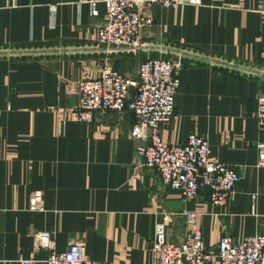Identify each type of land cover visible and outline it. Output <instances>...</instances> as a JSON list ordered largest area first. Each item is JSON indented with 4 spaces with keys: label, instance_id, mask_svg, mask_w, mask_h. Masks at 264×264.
Here are the masks:
<instances>
[{
    "label": "crops",
    "instance_id": "1",
    "mask_svg": "<svg viewBox=\"0 0 264 264\" xmlns=\"http://www.w3.org/2000/svg\"><path fill=\"white\" fill-rule=\"evenodd\" d=\"M0 0V264H43L37 234L56 251L85 245L98 264H154L163 226L169 241L196 212L205 244L264 234V167L256 145L264 95V0H178L138 8L154 17L138 47L111 51L98 43L104 0ZM55 10V12H53ZM183 55L175 117L162 132L170 144L205 136L212 157L236 167L240 180L226 205L204 189L187 199L144 165L130 130L134 115L100 111L75 120L70 88L106 66L137 76L147 56ZM233 61L235 66L227 67ZM212 264H219L215 260Z\"/></svg>",
    "mask_w": 264,
    "mask_h": 264
},
{
    "label": "built area",
    "instance_id": "2",
    "mask_svg": "<svg viewBox=\"0 0 264 264\" xmlns=\"http://www.w3.org/2000/svg\"><path fill=\"white\" fill-rule=\"evenodd\" d=\"M104 2L105 16L97 38L101 46L111 51L137 48L142 29L155 23L152 15L138 8L139 2L148 7L165 8L181 3L178 0ZM6 3L15 6L17 0H6ZM90 3L96 14V0ZM182 58L181 54L177 59L147 56L139 63L136 77L106 66L100 77L77 81L70 88L79 101L75 120L90 124L97 112L129 109L134 115L130 135L138 143L137 153L143 157L144 165L160 175L164 186L179 191L187 199H194L207 189L212 203L226 205L240 180L236 167L215 160L210 143L203 135L191 134L185 142L170 144L162 134L175 117ZM226 66L233 67L235 63L228 61ZM257 119L264 128V95L258 98ZM256 149L258 165L264 167V141L258 142ZM197 216L196 212L185 213L186 232L177 242L168 240L163 226L157 229L152 244L154 264H212L215 260L219 264H264V234L236 241L225 233L213 250L206 246L202 230L195 225ZM37 247L48 252L43 264H98L87 255L81 242L56 251L49 231L37 234ZM32 261L27 259L23 264Z\"/></svg>",
    "mask_w": 264,
    "mask_h": 264
}]
</instances>
